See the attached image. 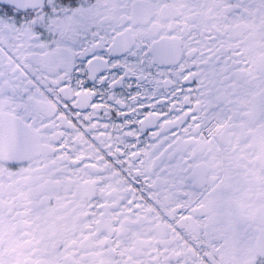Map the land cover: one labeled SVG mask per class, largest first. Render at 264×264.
<instances>
[{
    "label": "snow or ice",
    "instance_id": "snow-or-ice-1",
    "mask_svg": "<svg viewBox=\"0 0 264 264\" xmlns=\"http://www.w3.org/2000/svg\"><path fill=\"white\" fill-rule=\"evenodd\" d=\"M0 264H264V0H0Z\"/></svg>",
    "mask_w": 264,
    "mask_h": 264
},
{
    "label": "flooded vegetation",
    "instance_id": "flooded-vegetation-1",
    "mask_svg": "<svg viewBox=\"0 0 264 264\" xmlns=\"http://www.w3.org/2000/svg\"><path fill=\"white\" fill-rule=\"evenodd\" d=\"M186 83H187V82H186ZM187 86L190 87V88H192L193 91H194V90L196 89V87H197V85H196L195 82H192V83L188 84ZM157 107H159V106H157ZM165 110H166V109H165Z\"/></svg>",
    "mask_w": 264,
    "mask_h": 264
}]
</instances>
